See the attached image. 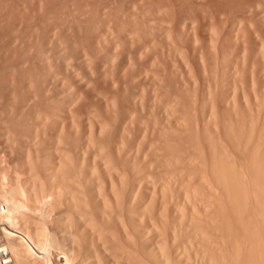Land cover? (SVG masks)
Masks as SVG:
<instances>
[{"label": "bare ground", "instance_id": "1", "mask_svg": "<svg viewBox=\"0 0 264 264\" xmlns=\"http://www.w3.org/2000/svg\"><path fill=\"white\" fill-rule=\"evenodd\" d=\"M252 1H255V6L264 5L262 0V3L260 0ZM19 3L21 1L18 6ZM247 4L250 5V1ZM0 5L3 7V4ZM11 8L15 10L17 7L12 5ZM258 8L256 11L260 14ZM251 9L254 10L253 6ZM251 9L248 13L256 14V21L253 22L250 19L251 14L248 15L247 27L253 23L252 30L255 32L251 33V28L247 30L245 25L240 28L245 44L240 43L237 38L236 40L240 46H244L242 48L246 50V54L252 51L255 57L253 64L257 63L256 58L264 64V17L263 21H258L261 19L258 17L260 15ZM1 14L2 26L6 20L4 16V21L2 20ZM142 20L144 23V17ZM257 21L260 22L258 25ZM143 25L147 29L151 27L146 26V23ZM145 27L137 32H144ZM216 33L214 32V36L218 35ZM128 35L131 36L130 33ZM216 37L214 38L220 40L219 35ZM241 38L238 37L240 40ZM250 40L256 42L253 43L255 46L250 43L256 48L248 46ZM230 41L231 39L228 42ZM173 44L177 45L176 42ZM176 45L175 48L180 51V45ZM5 47L0 43V55L2 52V55L6 54L4 49L8 48ZM145 47L142 46L141 49L145 50ZM230 48L227 52L232 50ZM212 51L216 52L213 49ZM67 55L61 56L63 68L71 65V55ZM0 57L1 61L2 56ZM237 57H241L237 58L238 63L244 58ZM41 60L47 63L46 67H51L48 55ZM202 60L203 58L201 63L205 64ZM246 60H249L248 56L242 62L246 64ZM234 63L236 67L237 62ZM245 64L244 66L247 65ZM229 66L228 68H232ZM5 67L2 71L8 70V66ZM20 68V63L12 65L9 76L5 75V71L0 78V85L5 82L3 92L7 91V97L0 93V175L1 172L6 175L9 170L18 183L23 165L28 167L24 173L26 191H19V200L9 197L6 199L5 208L0 207V264H264V65L263 81L258 88L252 72L246 83L249 91L243 81L244 86L240 85L239 88L237 82L231 84V81H227L229 90L225 92L222 108L228 114L220 119L217 116V107L212 105L205 122H200L205 123L203 126L196 120L198 127H203L200 128L202 130L197 131L195 124H191L198 133H190L191 126L187 128L190 122H195L194 117L192 121L188 122L187 119L185 123L184 119L181 121L180 118L166 115L175 121H181L182 123L176 121L179 126L183 122L188 123L186 130L183 124V132L181 129L177 132L178 125L176 127L173 120H164V113L161 119L154 121L155 125L146 124L143 113H139L138 103H141L144 113L148 107L154 105H148L144 110L147 104L144 100L131 101L129 96H121L123 92L117 94L125 99L123 101L127 105L119 103V106L122 105L119 107L117 95L114 93L112 97L101 98L103 109L99 107V112L96 111L98 108L94 111L88 105L91 97L89 92L93 88L88 92L77 91L72 94L63 109L53 107L51 111H46L27 108L28 103L21 96L23 77ZM233 69L239 71V66ZM35 70L37 75L38 71ZM124 73L118 70L116 75ZM87 74L89 77V71ZM226 74L227 68L221 77L216 75V87L222 89ZM78 77L75 80L79 83L75 82L79 85L82 83L90 86L94 82L83 79L84 76ZM126 79L128 80L127 75L125 81ZM31 82L32 80L29 82L30 86ZM69 85L70 88L72 83ZM0 87L3 89V85ZM88 87L86 86L87 89ZM95 94H100L99 98L102 95L100 92ZM82 98L86 101L81 100ZM142 102L146 104L143 105ZM131 107L134 108L133 113L130 111ZM170 108L173 109V106L170 105ZM137 114L145 121L142 125V119ZM157 120L168 121L169 130L176 127V130L168 132L171 139H174V133L186 134L185 131L186 136H189L188 133L195 136L204 134L207 148H203L199 139L196 140L199 136L195 140L185 136L191 141L194 140L191 142L186 139L191 142V146H187L189 152L182 144L177 145V148L175 143L171 144L173 140H169V134L164 133L168 127L166 128L164 122V127H161ZM136 121L141 127L135 125ZM144 124V128L149 131L154 126L161 127H156L160 129L159 132L162 128L166 130H162L165 141L161 138L159 143V132L155 134L157 129L150 131L152 136L156 135V139H152L154 142L160 145L161 142L165 143H162V149L157 148V143L156 147L152 143L154 150L151 146L149 149L152 153L156 149L164 153L157 154L159 150L155 151L154 158L156 154L158 156L151 163L147 162V157L144 159L146 153L143 155L140 148L136 151L135 148L139 146L133 148L127 141L131 133L137 130L139 135L143 131L148 134L142 128ZM134 126L141 131L135 130ZM146 133L144 138L147 137ZM135 135L136 138L139 137L136 132ZM143 136L140 135L139 138L143 139ZM160 136L163 137V134L160 133ZM141 139L134 141L137 144L138 141L142 142ZM181 140L183 139L180 142ZM181 146L183 150H179ZM139 154L142 156L138 157ZM152 162L156 167L162 165L165 169H148L147 166L153 164ZM29 195L38 201L36 208L24 202L25 196Z\"/></svg>", "mask_w": 264, "mask_h": 264}, {"label": "rangeland", "instance_id": "2", "mask_svg": "<svg viewBox=\"0 0 264 264\" xmlns=\"http://www.w3.org/2000/svg\"><path fill=\"white\" fill-rule=\"evenodd\" d=\"M2 1L3 0H0V4H3V7L0 5V12H9L6 15L0 13L2 18L4 16L6 20L2 26V23L0 24V27H2L0 28V39L3 37L2 41L0 40V43L3 44L4 47L6 45L5 48H8L4 49L6 54L4 53L2 55V52L0 55L2 56V60L0 61V78L2 74L4 75L5 71V75L9 76L12 65H16L17 63L21 64L20 74L23 77L21 78V96L26 99V104L28 103L27 108H36L46 111H51V108L53 107L63 109L72 94L75 92L77 93V91L88 92L90 91L89 89L92 90L93 88V91L89 92L91 97L89 100L90 104H88L91 108H93L92 110H96L98 108L96 111L99 112V107L102 108L103 105L101 98L103 96L105 98L112 97L114 93L118 96L114 95L117 98L118 106L119 103L127 105V103L123 101L127 95L131 101L144 100L143 102L147 103L143 104L142 102L143 105L146 104L144 110H146L148 105L156 106H151L153 110H151V107H148L146 113H144L141 103H138V105L140 104L138 106L140 111L139 113L141 115L143 113L142 116L146 119V124L149 123L152 126L153 124L155 125L156 123H154V121L156 119H161L163 117V113L165 117H163V119L165 120L168 118V121L174 117L177 119L180 118L179 120L184 119V122L187 119H189V122L195 118V122H193V120V123L190 122L187 127L189 128L191 124H195V127L191 126L192 130L188 129V131L191 130L190 133L192 131L195 133L194 131L196 130H202L200 128H203L202 126L205 123L203 124L200 122H203L205 117L209 116L212 105L217 107L215 108L219 111L217 112V114L219 113L217 116H220V119L222 117L224 118V116L228 114V112L225 114V108H222V106L224 105L223 99L226 97L225 92L227 89L229 90L228 83L230 81L231 84L234 81L237 82V88H239L240 85L242 87L245 85V88L247 89L246 83L247 80H249L251 72L256 80L257 88L261 84V81H263V61L256 58L257 63L253 64L252 61L255 60V57L253 56L252 51H249V53L246 54V50L242 48L244 46H240L238 43V41H241L240 43L243 45L245 44L244 39L241 38L240 35V28L242 29L245 25V27L248 26V15L250 16L251 14L250 19L252 18V21L255 20L254 15L256 16V14L251 12L248 13L252 6L255 11L253 9H251V11L253 10L255 13H258L256 8L259 7L258 9L260 14L258 13V15L260 16L258 17L261 19L258 20V17L256 19L258 21H263L264 19V15H262L264 14V5L262 7L259 3L260 6H257L258 4L255 6V1L252 0H20L21 3H19V6L18 2L20 1L18 0H7V2L3 1V3ZM249 1L250 5L247 4ZM12 5L14 8L16 6L20 10L16 8L15 12V10H12L13 8H11ZM4 7L8 9L6 10ZM3 8L4 10H2ZM260 8H263V10ZM16 14L18 16H16ZM143 17L145 19L144 23H142ZM4 18L2 19L3 21ZM258 21L257 25L260 23ZM145 23L146 26L149 25L151 27L147 29V27L143 25ZM251 25L253 26V23ZM254 25H256V23H254ZM13 26L17 27L13 28ZM252 26L249 25V27H247L248 29L246 28L247 30H250L251 28V33L254 28ZM143 27H145V30L147 29L146 32L143 29L145 33L143 31L140 32ZM135 29L137 30L135 31ZM138 30H140L139 33L137 32ZM214 32H217L216 34L219 35L220 40H217L218 37L216 36L218 35L214 36ZM129 33L131 36L128 35ZM143 33L145 34L144 36ZM193 33L195 35H193ZM133 34L134 36L132 37ZM169 34L170 36H168ZM13 37L15 39H13ZM211 37L213 39H211ZM238 37L241 38V40L238 39ZM225 38H227V43ZM229 39H231L230 42H228ZM172 40H174V42H172ZM210 40H214L213 46L211 44L212 41ZM235 41L237 42L235 43ZM175 42L177 45L173 44ZM233 43L235 45H233ZM250 43L256 44V42L252 41L249 42V44ZM214 44H217V47L215 46L216 49ZM252 44L248 46H255ZM7 45L9 47H7ZM175 45L176 47L180 45V51H177L178 49L175 48ZM142 46L143 48L146 46V49H141ZM229 46H233L234 49L231 47L233 51L230 50L227 52V49L229 50L230 48ZM252 48L250 50H253L256 47ZM212 49L217 52L215 53L218 57ZM241 51H243V54ZM67 54L71 55V57ZM84 54L87 56H84ZM47 55L50 57L51 67H46L47 63L41 60V58ZM65 55L71 58V65L69 68H63L62 66L61 56ZM246 55L249 57V60H246L247 65L242 62L246 59ZM201 56L203 58L202 61H204L205 64L201 63ZM237 56H242V58H244L239 60L238 63L237 60L241 57L238 58ZM85 59L89 62H85ZM127 59L131 60L129 61ZM234 62H237L236 67L234 66ZM85 63H89L87 64L88 66ZM243 63L246 66H244ZM228 65L232 68H228ZM237 65L239 66V71L233 69L238 68ZM5 66H8L9 72H7L8 70L2 71ZM33 68L37 69V75H35L36 70L34 71ZM225 68H227V74L224 77L225 80L222 81V90L221 87H216L215 77L216 75L221 77ZM118 70L121 73L125 72L124 75H116ZM235 70L238 73H236ZM33 71V75H35L34 77L33 75H30ZM88 71L90 75L89 77L87 76ZM90 73H93V75ZM125 74L128 77V80L126 79V81ZM78 76H84L82 78L90 80V83L91 81L94 82L91 84L89 83L90 86L86 85L87 87L89 86L87 89L82 83H80V85L76 83L78 80H75V78ZM91 77H93V80ZM5 78L7 79L9 77ZM29 78H32L31 86L29 85V82L31 81ZM242 81L244 85H242ZM4 83H1V85H3V89L0 87V90L2 89L0 93H4ZM69 83H72L70 88L68 87ZM249 90L250 89H247V91ZM125 91H128L129 95L126 94L127 92L124 94ZM95 92L97 94L100 92L102 94L101 97L99 98L100 94H98V96L95 94L97 96L95 97ZM117 92H121V94L123 92L121 96L124 97L125 95V97H120V94H117ZM4 95L7 97L6 90ZM131 96H134L135 98ZM175 96H177L176 99ZM251 97L252 94L250 95V98ZM81 100H84V98ZM85 101L86 100H84V102ZM128 104L131 105L132 102L131 104ZM170 105L173 106V109H171L172 107L170 108ZM132 109L134 108L131 107L130 111ZM160 110H162V112H160ZM194 112L196 114H194ZM243 114H245V112H243ZM139 115L137 117H139ZM166 115L171 118L166 117ZM194 115L197 116L195 117ZM103 117H106L107 120L109 119L107 116ZM139 118L142 119V117ZM177 119L176 121H179ZM196 120L198 121L197 123H200L199 125H202L200 128L198 127ZM137 121L135 125L137 127H141ZM143 121L144 120L142 119L140 122L141 125ZM159 121L161 123V127H164L162 122L165 123L166 128L168 127L167 131L163 128L162 130L166 131L164 133L169 134L167 136H169L170 141H174V139L177 138L175 139V142L171 141V144H176H174L175 146L182 144L184 148L188 145L190 147L191 142L195 140V137L199 136V134L195 136V134L192 135L189 133V136H186L187 131H185L186 134L182 133V135L181 132L184 131H182V126L184 124L183 127L186 130L185 126H187L188 123L185 124L186 122H183V124L179 126L174 119H171L172 122L176 123V127L178 125L177 128L174 127L177 129V132L181 129V132L178 133L179 135L174 133L176 135L174 139H171L170 133L168 132L173 131L174 128L169 130L170 127L168 121L157 120V122ZM171 121L170 123H172ZM181 121L179 122L182 123ZM146 124H144L145 126H142L143 129L146 128ZM173 125L174 124L171 126ZM136 126H134L135 130L139 129L136 128ZM156 127L154 126V129H152V127L150 131H155ZM212 127L213 126H211V128ZM132 130L130 129V131ZM159 130L157 129L155 134H157ZM162 130L158 133L159 135L157 134V142L159 139V142L163 138L165 139ZM137 131L135 132L139 135ZM139 131L141 130L139 129ZM145 131H148V134L150 135L148 137V134L145 132L147 134V140L144 138L145 133H143V131L140 135H144L142 137L144 141L139 138V135L137 138L141 139L142 142L137 140L138 142L136 144V141H134L137 139L135 137V132L131 133L135 136L131 135V137H133L131 138L129 135L128 138H130L127 141H129V146L132 145L131 147L133 148L139 146L138 148H135L136 151L140 148L141 151L144 152L143 155L146 153L144 155V159L147 157V162L149 161V163H151L150 161L154 158L155 151L159 150L156 152L157 154L164 153L161 152L160 149H162V146L164 147L165 143L161 142L160 145L158 144L159 142H154L155 140H152L154 138L156 139L154 132L153 134L155 136H152V132L150 133L149 129H145ZM160 133L163 134V137L160 136ZM185 136L194 140L191 141L190 139L185 138ZM199 137L196 138V140L199 139L202 142L203 148H207V143L203 138L204 134L201 135L200 133ZM164 139L162 141H165ZM166 139L168 141V138ZM180 139H183L184 141L181 140L180 142ZM186 139L191 142L186 141ZM151 140L153 141L151 144L153 143L155 145V143H157L160 145V147H158L156 144L157 148L160 149L155 148L156 150L154 153L149 150L151 148L154 150L153 144H149ZM201 142L199 143L200 145ZM156 145L154 147H156ZM183 147L181 146V149L179 148V150H183ZM187 149V152H189L188 147ZM157 154L155 158H157ZM140 156H142V154L138 155V157ZM160 156L158 158H160ZM155 158L154 160H156ZM147 167L148 169H165L162 165L156 167L154 163L148 165ZM27 170V165H23V170L18 183L14 180V176L11 171L8 170L6 175H3L1 172L0 207L2 209L5 208L7 198L12 197L19 200V191H26L24 173L27 172ZM24 202L32 208H36L38 206V201L30 195L25 196Z\"/></svg>", "mask_w": 264, "mask_h": 264}]
</instances>
